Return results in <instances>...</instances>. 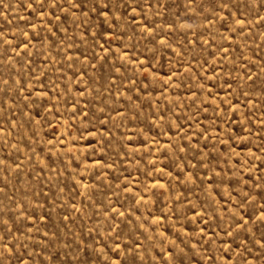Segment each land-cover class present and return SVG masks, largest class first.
Listing matches in <instances>:
<instances>
[{"label": "rangeland", "instance_id": "obj_1", "mask_svg": "<svg viewBox=\"0 0 264 264\" xmlns=\"http://www.w3.org/2000/svg\"><path fill=\"white\" fill-rule=\"evenodd\" d=\"M0 264H264V0H0Z\"/></svg>", "mask_w": 264, "mask_h": 264}]
</instances>
